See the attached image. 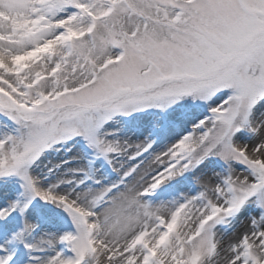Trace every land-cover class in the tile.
Masks as SVG:
<instances>
[{"label": "snow or ice", "instance_id": "obj_1", "mask_svg": "<svg viewBox=\"0 0 264 264\" xmlns=\"http://www.w3.org/2000/svg\"><path fill=\"white\" fill-rule=\"evenodd\" d=\"M0 264H264V0H0Z\"/></svg>", "mask_w": 264, "mask_h": 264}]
</instances>
